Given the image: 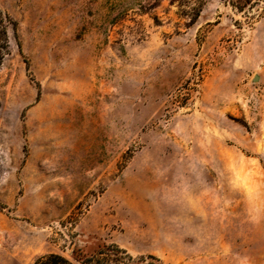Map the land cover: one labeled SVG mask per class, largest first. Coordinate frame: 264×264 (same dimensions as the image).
<instances>
[{"label": "rangeland", "instance_id": "1", "mask_svg": "<svg viewBox=\"0 0 264 264\" xmlns=\"http://www.w3.org/2000/svg\"><path fill=\"white\" fill-rule=\"evenodd\" d=\"M0 8V264H264V0Z\"/></svg>", "mask_w": 264, "mask_h": 264}, {"label": "trees", "instance_id": "2", "mask_svg": "<svg viewBox=\"0 0 264 264\" xmlns=\"http://www.w3.org/2000/svg\"><path fill=\"white\" fill-rule=\"evenodd\" d=\"M15 24L13 18L0 8V66L9 53V29ZM74 259L80 264H161V259L156 255L136 258L118 244L104 241H100L90 251L85 248L75 249ZM75 261L64 255L51 253L40 256L34 264H77Z\"/></svg>", "mask_w": 264, "mask_h": 264}, {"label": "water", "instance_id": "3", "mask_svg": "<svg viewBox=\"0 0 264 264\" xmlns=\"http://www.w3.org/2000/svg\"><path fill=\"white\" fill-rule=\"evenodd\" d=\"M260 79V76L259 75H256L255 77H254V81H257V80H259Z\"/></svg>", "mask_w": 264, "mask_h": 264}]
</instances>
